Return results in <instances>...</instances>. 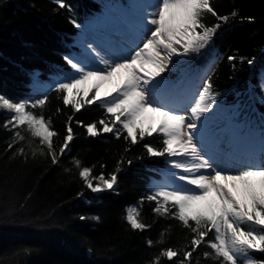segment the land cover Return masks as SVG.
Wrapping results in <instances>:
<instances>
[{
  "label": "trees",
  "instance_id": "16d2710c",
  "mask_svg": "<svg viewBox=\"0 0 264 264\" xmlns=\"http://www.w3.org/2000/svg\"><path fill=\"white\" fill-rule=\"evenodd\" d=\"M129 1L64 0L66 7H60L56 0H0V93L17 103L47 96L42 108L29 110L51 120L57 152L67 135L69 117L73 132L68 148L53 163L46 147L40 154L39 139L26 128L19 129L25 140L14 142L13 131L4 127L10 116L0 109V264H154L167 248L180 255L171 261L161 257L159 264H179L183 252L192 251L190 229L172 216L154 213L155 202L144 199L155 191L152 184L162 177L168 160L150 157L144 145L162 149V135L153 134L134 145L123 138L126 133L117 138L101 131L92 137L86 126L102 127L98 122L108 118L105 108L95 102L76 112L55 90L57 69L70 72L64 57L76 49V25H85L104 6ZM212 4L220 16L233 10L238 15L221 24L199 56L186 61L193 66L192 73L210 78L218 103L240 120L237 126L246 133L255 128L264 140L263 92L258 87L264 75V0H212ZM203 22L211 26L217 20L209 14ZM229 56H236V61L230 62ZM241 57H254L255 63L241 62ZM33 73L38 75L34 78ZM9 144L14 146L9 149ZM21 147L23 155L17 152ZM83 167L92 169L93 176L116 172L118 182L113 190L94 195L79 175ZM132 203L141 221L150 226L143 231L132 229L126 219ZM212 238L214 233L205 239ZM205 252H213L206 243L193 252L191 264H221L214 254L206 258ZM249 255L264 261V253Z\"/></svg>",
  "mask_w": 264,
  "mask_h": 264
},
{
  "label": "snow or ice",
  "instance_id": "6c2138e0",
  "mask_svg": "<svg viewBox=\"0 0 264 264\" xmlns=\"http://www.w3.org/2000/svg\"><path fill=\"white\" fill-rule=\"evenodd\" d=\"M56 2L66 7L64 0ZM153 7L154 11L139 22L141 37L150 33L143 38L142 46L128 55L117 56L102 54L105 49L94 42L88 43L83 57H64L71 72L57 69L55 90L64 94L63 103L76 112L95 102L105 108L108 118L98 122L102 127L98 128L97 123L86 126L92 137L101 131L117 138L126 133L123 138L134 145L153 134L162 135V149L149 144L144 147L150 157L167 156L170 168L180 174L170 172L173 184L158 187L144 199L155 202L154 213L172 216L193 233L192 251L185 250L179 264H191L193 252L204 243L213 250L204 256L214 254L221 264H239L241 259L244 264H264L249 255L252 251L264 253V165H249L235 171L221 167L220 154L230 141L224 128L209 123V114L217 107L219 94L213 93L208 77L202 78V89L195 92L186 89L187 69L182 65L187 62L180 59L199 56L212 43L221 24L235 18L238 11L220 16L212 0H157ZM209 14L216 18V24L209 26L203 22ZM72 23L76 24L75 20ZM236 59V56L228 57L230 62ZM245 59L240 58L241 62ZM246 62L253 65L255 58ZM171 72L181 74L180 80L173 81L165 75ZM32 75L35 78L38 73ZM258 87L264 92V75ZM186 95L189 98L185 106L174 103L175 97ZM46 101L47 96L31 103H17L0 95V109L11 113L4 127L13 131L14 142L25 140L19 129L26 128L32 138L39 139L40 154H45L46 147L56 163L73 139L72 117L57 152L53 139L57 133L52 130L51 120L32 111L42 108ZM13 146L9 144V149ZM17 152L23 155L24 148ZM74 163L80 167L78 160ZM119 170L118 166L116 171ZM79 175L94 193L113 190L118 182L116 172L107 177L103 173L93 176L92 169L83 167ZM126 219L134 230L150 227L141 221L136 208L129 209ZM210 233H214V238L206 240ZM152 243L148 241L149 246ZM179 255L176 249H164L154 264H159L161 257L171 261Z\"/></svg>",
  "mask_w": 264,
  "mask_h": 264
},
{
  "label": "rangeland",
  "instance_id": "374dc122",
  "mask_svg": "<svg viewBox=\"0 0 264 264\" xmlns=\"http://www.w3.org/2000/svg\"><path fill=\"white\" fill-rule=\"evenodd\" d=\"M156 3L157 0H130L129 3L124 5L119 3L118 5L104 6L101 13L90 18L85 25L79 26L75 41L76 49L72 52V56L83 57L85 55V46L93 42L99 48L106 50L102 54L115 53L117 56L130 54L137 46H142L143 38L150 34L145 33L144 37H141L138 30L139 22L148 13L154 11L153 6ZM102 31L107 35H103ZM187 58L181 57L180 59L186 61ZM186 62L182 65V67L187 69L185 88L190 89L191 92L202 89L204 80L200 77L199 73H192L193 70L190 68L193 66L190 65V62ZM165 75L173 81L180 80L181 78V74L176 72ZM0 95L2 94L0 93ZM76 98L79 99V97ZM188 98L187 95L175 97L174 103L183 107L187 104ZM261 99L264 101V92L263 96L261 95ZM5 112L8 116H11V113L7 110ZM183 114L190 115L189 112H184ZM232 115L230 108L219 103H217L215 110L209 114L210 125L224 128L226 130V139L230 141V144H226L223 153L220 154L221 159L218 162L221 164V167H228L235 171L249 165L254 167L264 165L263 134L258 136V131L255 128L248 129L246 133L242 130L241 125L237 126V122H240V120L236 117L233 118ZM261 156L263 160L254 163ZM170 172L180 174L178 170L170 168L167 160L166 166L162 168V177L155 179L152 184L153 190L164 184H173V178L169 175ZM175 183L179 184L183 182L176 181ZM92 193L97 195V193ZM132 208L137 209L136 204L127 206V214L129 209Z\"/></svg>",
  "mask_w": 264,
  "mask_h": 264
},
{
  "label": "bare ground",
  "instance_id": "6f19581e",
  "mask_svg": "<svg viewBox=\"0 0 264 264\" xmlns=\"http://www.w3.org/2000/svg\"><path fill=\"white\" fill-rule=\"evenodd\" d=\"M103 32V31H102ZM105 32H103V35H107V34H104ZM86 47V46H85ZM84 52H85V48H84ZM106 88L107 87H110V86H105ZM105 89H102V92L104 91ZM176 102V101H175ZM260 160H263V157L261 156V158H258L254 163H257V162H260ZM226 164V163H225ZM257 165V164H256Z\"/></svg>",
  "mask_w": 264,
  "mask_h": 264
}]
</instances>
